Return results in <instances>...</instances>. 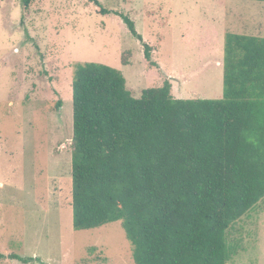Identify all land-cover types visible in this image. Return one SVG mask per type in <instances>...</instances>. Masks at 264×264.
Wrapping results in <instances>:
<instances>
[{"label": "rangeland", "instance_id": "1", "mask_svg": "<svg viewBox=\"0 0 264 264\" xmlns=\"http://www.w3.org/2000/svg\"><path fill=\"white\" fill-rule=\"evenodd\" d=\"M95 1L30 0L24 11L0 0V264H134L120 222L72 227L77 64L116 69L135 98L168 80L176 99H219L225 34L264 38V2ZM227 244V264H264V199L230 226Z\"/></svg>", "mask_w": 264, "mask_h": 264}, {"label": "trees", "instance_id": "2", "mask_svg": "<svg viewBox=\"0 0 264 264\" xmlns=\"http://www.w3.org/2000/svg\"><path fill=\"white\" fill-rule=\"evenodd\" d=\"M72 120L74 231L120 222L134 264H227L228 229L264 199V38L225 34L219 99L168 80L135 98L116 69L77 64Z\"/></svg>", "mask_w": 264, "mask_h": 264}, {"label": "crops", "instance_id": "3", "mask_svg": "<svg viewBox=\"0 0 264 264\" xmlns=\"http://www.w3.org/2000/svg\"><path fill=\"white\" fill-rule=\"evenodd\" d=\"M172 85V84H171Z\"/></svg>", "mask_w": 264, "mask_h": 264}]
</instances>
